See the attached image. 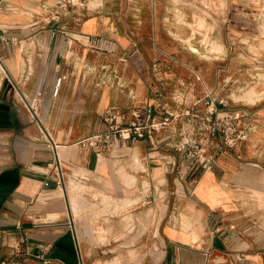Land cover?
I'll list each match as a JSON object with an SVG mask.
<instances>
[{
    "label": "crops",
    "instance_id": "0c3cea01",
    "mask_svg": "<svg viewBox=\"0 0 264 264\" xmlns=\"http://www.w3.org/2000/svg\"><path fill=\"white\" fill-rule=\"evenodd\" d=\"M263 11L264 0H0V264H264ZM26 99L66 171L87 174L68 199L45 173L53 153ZM110 107L170 121L114 151L78 145L108 128ZM195 116L248 136L209 137L205 167L181 149Z\"/></svg>",
    "mask_w": 264,
    "mask_h": 264
},
{
    "label": "built area",
    "instance_id": "2783aa9c",
    "mask_svg": "<svg viewBox=\"0 0 264 264\" xmlns=\"http://www.w3.org/2000/svg\"><path fill=\"white\" fill-rule=\"evenodd\" d=\"M81 5H85V0H80ZM77 2V0H58L61 7H67L69 3ZM58 14V13H56ZM54 16L55 19H59V15ZM261 27L264 29V11L261 16ZM62 78L57 81V88L55 92H58L61 85ZM26 104L29 107L33 117L40 124L42 129V136L46 146L52 151L53 159L47 165L48 172L54 173L56 185L62 191L65 196H70V193L78 191V183H86L88 178L85 172L74 173L68 172L65 169L64 161L60 154L61 144L58 143L51 132L45 126L43 119L40 115V109L36 100H27ZM131 113L133 120L124 125L122 122L126 119L127 115ZM211 113V112H210ZM197 117V116H195ZM169 116L162 121L158 119V114L155 113L152 107H132L128 111H119L115 107H110L105 113V120L108 123V128L99 133L87 135L77 141V144L82 147H91L96 153H103L105 151H114L117 149L121 140H133L139 138H145L150 136L154 129L164 128L169 123ZM204 122H209L206 125V132L202 129L203 126L192 127L193 131L190 137L181 149H187V155L194 159L196 163H199L205 167H209L212 164L211 159L207 154L208 139L211 136L221 135L223 137L224 145L235 146L247 138L248 133L243 129L241 130L236 124L230 121H220L216 119L206 118ZM190 128H185V130ZM184 130V131H185ZM197 134V136H194ZM48 184V182H46ZM44 264H49V259H43ZM1 264H15L14 260L4 261Z\"/></svg>",
    "mask_w": 264,
    "mask_h": 264
},
{
    "label": "rangeland",
    "instance_id": "374dc122",
    "mask_svg": "<svg viewBox=\"0 0 264 264\" xmlns=\"http://www.w3.org/2000/svg\"><path fill=\"white\" fill-rule=\"evenodd\" d=\"M260 28H261V31L262 32H264V29L260 26ZM207 117H201V116H197L195 119H198V120H196L197 122H198V126H203V128L202 129H204L203 131L204 132H206L207 130H206V125H209L210 123L209 122H204L205 121V119H206ZM192 130L191 129H187V130H185L184 131V133H185V135L186 136H189L190 137V135L192 134ZM194 136H197V134H195ZM187 153H188V150H187Z\"/></svg>",
    "mask_w": 264,
    "mask_h": 264
},
{
    "label": "bare ground",
    "instance_id": "6f19581e",
    "mask_svg": "<svg viewBox=\"0 0 264 264\" xmlns=\"http://www.w3.org/2000/svg\"><path fill=\"white\" fill-rule=\"evenodd\" d=\"M208 14V13H207ZM182 17V16H181ZM196 29V28H195Z\"/></svg>",
    "mask_w": 264,
    "mask_h": 264
}]
</instances>
